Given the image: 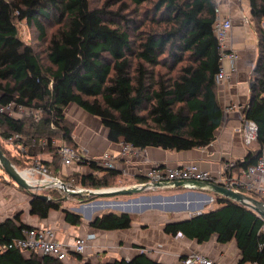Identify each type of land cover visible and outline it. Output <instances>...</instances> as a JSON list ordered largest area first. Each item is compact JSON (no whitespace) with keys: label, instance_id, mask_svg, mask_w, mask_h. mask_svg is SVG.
<instances>
[{"label":"trees","instance_id":"1","mask_svg":"<svg viewBox=\"0 0 264 264\" xmlns=\"http://www.w3.org/2000/svg\"><path fill=\"white\" fill-rule=\"evenodd\" d=\"M129 1L137 7L132 13L139 8L134 18L104 6L93 7L90 0H0V101L14 100L41 110L37 120L0 114L1 137L11 133H20L28 140L55 137L78 147L72 137L73 124L64 113L73 103L99 118L110 142L123 140L141 149L181 151L214 139L222 119L215 80L220 69V49L213 33L215 0ZM146 3L151 5L143 8ZM248 4L258 54L249 74V100L242 112L245 119L256 122L258 130L256 146L229 166L228 175H239L254 164L264 145V0H248ZM115 18L123 19L125 27L117 25ZM16 20H25L37 30V38L45 43L42 53L19 37ZM49 27L54 29L47 34ZM0 148L17 168L28 162L27 156L43 153H50L54 172L60 167L50 142L43 148H31L28 155L11 154L1 141ZM78 164L96 173L74 172L66 178L91 188L111 186L120 173L94 159L82 158ZM55 190H43L50 200L31 198L30 214L45 218L49 210L61 209L66 222L79 224L80 215L62 208L61 197L46 193ZM213 199L215 208L167 223L165 232L198 242L213 235L218 242L234 239L240 251L238 264H264L263 218L223 195L214 194ZM131 221L127 212L107 211L95 216L89 225L123 229ZM29 227L19 214L0 221V245L21 236L22 228ZM28 253L0 250V264H65L52 256ZM73 255L82 260L81 254ZM101 264L162 263L141 252L130 259Z\"/></svg>","mask_w":264,"mask_h":264},{"label":"crops","instance_id":"2","mask_svg":"<svg viewBox=\"0 0 264 264\" xmlns=\"http://www.w3.org/2000/svg\"><path fill=\"white\" fill-rule=\"evenodd\" d=\"M219 8L222 15L233 20V26L227 36V45L237 52V59L236 70L230 74V77L217 83V96L222 108V119L214 131V139L207 145L189 150L175 151L146 147L137 148L136 154L122 157L118 153V142L107 140L106 128L101 125L99 118L85 112L75 104L69 103L64 109L65 117L73 124L72 137L78 148L83 146L87 148L85 155L87 158L96 159L103 151L110 150L117 156L119 171L121 167L126 166L132 170L131 166L142 168L154 164L174 166L194 161L213 175H217L226 164L242 159L249 149L256 146L254 142L249 146L245 145L241 133L245 119L242 108L249 100V74L258 54V39L252 25L248 0H219ZM261 25L264 27V19L261 21ZM231 65L232 62L228 57L220 60V67L224 71L229 72ZM42 158L48 161L51 169L53 162L50 153H44ZM57 171L63 172L64 178L67 177L65 173L70 172L81 175L90 172L96 173L85 164L64 168L60 166ZM52 173L54 172L52 171ZM118 176L127 181L126 186L144 182L141 175L132 174L130 171L126 175L119 173ZM159 189H173V191L161 194L156 192ZM149 190L151 192H148ZM189 190H191V194L186 193L185 196L176 197L177 194ZM9 195L10 197H7ZM210 197L214 198V193L206 188L190 189L188 187L163 186L148 187L141 192L130 194L127 198L108 200L109 202H118L117 206L95 208L92 203H82V200H77L73 206H61L70 211L73 207H79L81 204L83 208L92 206L90 214L85 216L82 215V210L72 211L80 215V223L77 225L66 222L61 209L49 210L45 218L30 214L27 199V215L24 216L23 213L20 219L31 226L49 225L55 229V237L58 240L69 243L74 236L92 233L93 238L89 240L86 252L81 254L82 260L76 258L72 253L63 261L65 264H83L84 261L101 264L115 259H130L141 252L162 264H181V259L191 251L201 252L214 259L218 264H238L240 251L234 239L218 242L216 236L213 235L206 241L198 242L196 239H189L182 234L173 235L164 230L167 223L183 221L198 211L215 208L217 203L214 199L210 200ZM158 198L164 200L159 202ZM13 199H15L14 192L0 183V221L15 215H6L9 210L7 204L14 202ZM109 210L129 213L132 217L130 226L123 229L104 230L89 225L90 220L95 216ZM28 252L22 251L25 256L29 254Z\"/></svg>","mask_w":264,"mask_h":264},{"label":"built area","instance_id":"3","mask_svg":"<svg viewBox=\"0 0 264 264\" xmlns=\"http://www.w3.org/2000/svg\"><path fill=\"white\" fill-rule=\"evenodd\" d=\"M215 18L213 23V33L217 39L220 49V60L228 57L232 65L230 71H224L221 67L215 75L217 83L230 77V74L236 70L237 52L227 45V36L233 26L232 18L222 15L219 8V0H215ZM41 110L25 106L14 100L7 102L0 101V114L7 115L12 118L21 119L23 117L32 116L35 120L40 117ZM53 127V124L51 123ZM1 129V125H0ZM257 124L251 119H244L241 133L242 141L249 146L256 141L257 138ZM0 141L3 146L14 155H28L31 148L41 146L42 148L50 142L52 147H55V152L59 157L60 166L71 167L78 164L82 158H87V148L75 147L68 144L62 138H38L26 139L20 133H11L7 137H1ZM119 154L124 156H131L136 154L137 148L127 141H119ZM44 154V153H43ZM43 154H36L35 156H27L28 162L21 168H17L20 174L31 185L38 187L37 192L42 193V190L56 189L61 191H83L85 187H78L70 189L63 177V172L52 173L50 165L44 162L40 156ZM117 156L110 150H105L96 160L100 165L106 168H118ZM232 163L224 166L221 172L213 175L209 170L202 168L197 162L190 161L180 165H160L154 164L149 167L129 166L121 167L120 173L126 175L129 173L141 175L144 182L138 184H148L149 187H157L156 183H172L174 181H210L216 184H221L236 190L243 189L250 191L258 196L264 198V145L260 148L259 156L254 164L247 166L241 171L239 175H228L227 171ZM67 176L72 173H65ZM69 180H73L70 178ZM132 185H137L132 184ZM122 187V186H121ZM118 188V187H117ZM92 189V188H89ZM210 200H213L210 197ZM264 230V224L261 227ZM22 235L14 237L10 241L0 245V250L8 248L17 249L20 251H33L40 255L52 256L58 260H65L72 253L84 254L88 248L89 240L93 238V234L77 235L72 238V241L65 242L58 240L55 237V229L49 225L46 226H31L29 228H22ZM181 264H218L214 259H211L201 252L191 251L181 259ZM243 264H256L255 262H245Z\"/></svg>","mask_w":264,"mask_h":264},{"label":"rangeland","instance_id":"4","mask_svg":"<svg viewBox=\"0 0 264 264\" xmlns=\"http://www.w3.org/2000/svg\"><path fill=\"white\" fill-rule=\"evenodd\" d=\"M125 4L127 6L126 9H125ZM90 5L93 7L104 6L106 9L118 11L120 15L122 14L125 16L126 14H128L129 17H133V18L139 14V8L136 12L132 13V9H136L137 7H133V5L130 3L129 0H120V1H116V0H90ZM150 5L151 4L146 3L142 7L147 8ZM113 21L117 25H119L121 27H125L123 19L121 20L120 18H115ZM16 26H17V31H18L19 37L24 42L32 44L36 51H39L42 53V51L45 48V43H44V41L37 38L38 37L37 30L32 25L28 24L25 20H16ZM53 29L54 28H50V27L47 28L46 33L49 34ZM42 56H43V54H42ZM160 69L162 71L164 70V68H160ZM40 156L42 157V155H40ZM51 171L54 172L53 167H51ZM65 181L67 182V186L70 189H76V186L91 188V187H88V185H86V186L80 185L77 180L73 181V180H69V179L65 178ZM0 183H2L3 185H6L8 187V189L11 190V192H14V195H15V199H13L15 201L11 202L10 204H7L8 205L7 207H9V210L6 212V215L7 214H12V215L13 214H20V217H22L23 213H24V216H26L27 210H28L27 199H29V198H27V197H29L28 192L25 191L24 189H22L21 187L17 186L16 184H14L13 181L5 174V172L3 171L1 166H0ZM125 184H127V181H124L121 176H117L115 178V180L112 182L111 186L93 187L92 189H102V188H109V187L117 188V187H121V186H126ZM60 190L61 191H59V190H55V191H51V192L46 191V193H51L54 197H61L62 198V206L63 205L73 206L77 200H82L83 201L82 203H92V206L97 208L99 206H95V205H97L98 203H101V202H97L94 204L93 201L94 202H96V200L102 201L105 204H107V202H105V201H108L111 199L117 200L120 198H127L130 195V194H114V193L105 194V195H87V194H76V193L71 194V193L66 192L65 190H62V189H60ZM171 191H173V189H159L156 192L162 194V193H167V192H171ZM148 192H151V190H149ZM153 192H155V191H153ZM7 197H10V195ZM7 200H9V199H7ZM158 200H160V198H158ZM109 203L115 204L112 201H110ZM108 204L106 205V207L108 206ZM92 206H87L84 208L81 207L82 215L85 216L86 214H90ZM176 206L179 207L180 205H176ZM109 207H111V206H109ZM19 210H21V211H19ZM139 210H140V208H139Z\"/></svg>","mask_w":264,"mask_h":264},{"label":"water","instance_id":"5","mask_svg":"<svg viewBox=\"0 0 264 264\" xmlns=\"http://www.w3.org/2000/svg\"><path fill=\"white\" fill-rule=\"evenodd\" d=\"M0 166L2 167L5 174L13 181L14 184L21 187L29 194L28 201L30 202L31 198L38 197L43 200H50L48 195L44 193L37 192L38 187L31 185L27 180L20 174L17 167L14 163L5 155L3 150L0 148ZM155 186L163 187V186H172L177 188L188 187L190 189H200L206 188L214 194H220L225 197H228L232 200L238 201L253 210H255L264 220V200L257 199L247 193H244L240 190H236L230 187L223 186L221 184H216L210 181H198V180H188V181H174L172 183H156ZM148 184H137V185H128L122 186L118 188H113L110 190H100V189H89L86 188L83 191H69L68 193H76V194H87V195H105V194H132L138 193L146 188H148ZM186 193L191 194V190L188 192H183L181 194H177L176 197L185 196ZM172 198V197H171ZM97 201V200H96ZM94 202V201H93ZM81 207H73L71 211L81 210ZM199 212V211H198ZM196 212L195 214H197ZM194 214V215H195ZM193 216V215H191ZM91 221V220H90ZM180 222V221H179Z\"/></svg>","mask_w":264,"mask_h":264},{"label":"bare ground","instance_id":"6","mask_svg":"<svg viewBox=\"0 0 264 264\" xmlns=\"http://www.w3.org/2000/svg\"><path fill=\"white\" fill-rule=\"evenodd\" d=\"M110 189H113L112 187H109V188H102V189H100V190H110ZM150 200V199H149ZM162 200H164L163 198H160V200H158L159 202H161ZM97 202H101V203H98L97 205H95V206H99V207H104V206H106L108 203H109V201H105V202H107V204H105L104 202H102V201H96V202H93L94 204L95 203H97ZM115 204H108V206H117V205H119V203L118 202H114ZM129 203V202H128ZM96 208V207H95ZM98 208V207H97Z\"/></svg>","mask_w":264,"mask_h":264}]
</instances>
